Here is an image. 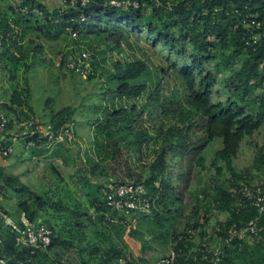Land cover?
I'll use <instances>...</instances> for the list:
<instances>
[{"label": "trees", "instance_id": "trees-1", "mask_svg": "<svg viewBox=\"0 0 264 264\" xmlns=\"http://www.w3.org/2000/svg\"><path fill=\"white\" fill-rule=\"evenodd\" d=\"M108 3L109 0H91L86 9L88 21L84 24L69 22L70 17L81 14L78 8L51 11L38 0H23L20 11L10 7L8 14L0 4V70L8 78L6 83L12 91L8 103L0 101V112L10 117V127L33 117L25 112L33 113L28 77L32 64L28 63V56L35 42L30 39L26 43V39L30 32L41 33L44 28L51 32L54 26H61L77 32L76 49L84 46L92 52L93 74L87 78L104 82L100 88L102 100L107 97L111 103L109 107L98 106L96 110L101 114L88 121L93 130V154H87L83 174L75 175L87 191L88 208L82 210L80 204L70 208L60 200L51 203L47 191L31 190L0 169L5 187L13 188L22 198L17 213L26 212L32 222L44 223L53 230L48 248L27 249L18 246L14 235L2 229L0 264H119L120 259L138 264L132 255L128 256L127 246L120 248L119 243L124 238L133 254L139 255L142 240L138 241L141 239L138 234L143 231L164 240L165 246L184 232L185 229L179 230L180 212L170 206L182 204L195 166L202 172L214 171L213 196L209 203L194 197L197 206L184 228L201 229L203 236L214 212L227 214L224 222L216 224L222 230L220 236L225 237L233 224L243 226L259 217L258 235L249 237L241 249L235 245L225 249L224 262L264 264V214L252 206L243 209L236 206L240 183L256 189L264 188V181L254 186L248 172L238 171L235 165L243 142L264 127V0H140V9L129 13L113 9ZM24 8L38 9L43 16L26 13ZM249 13H257L262 23V30L257 31L260 40L255 45L249 42L251 35L239 17ZM141 26H146L151 36L184 58L186 66L170 64L167 70L153 71L140 59L121 58L126 28ZM186 46L192 50L190 55ZM41 49L33 47V56ZM66 61L64 56L62 67ZM212 62L216 71L223 72L229 94L225 101L213 100L217 80L207 68ZM20 70L25 75L26 88L15 84ZM171 75L176 80L175 90L166 94L164 82L169 84ZM76 113L72 106L52 112L45 125L59 129L72 124ZM164 120L176 123L167 126ZM217 139L221 148L208 163L205 149ZM32 140L25 142L32 155L47 147V140ZM152 143L157 145L155 158L142 164ZM72 144L55 145L52 156L67 164L72 157ZM259 152L255 163L264 168V146ZM178 159L186 170L175 175L173 164ZM225 175L224 182L220 181ZM109 182L143 184L154 199L150 211L154 220L148 222L143 214H131L128 218L106 206L103 189ZM203 194L204 198L210 197L206 191ZM24 195L27 196L23 198ZM57 216L66 219L61 232L53 226ZM137 218L142 224L134 230L130 220ZM84 221H89L90 226H85ZM87 230L93 234L92 241ZM146 249L143 246L142 250Z\"/></svg>", "mask_w": 264, "mask_h": 264}, {"label": "rangeland", "instance_id": "rangeland-1", "mask_svg": "<svg viewBox=\"0 0 264 264\" xmlns=\"http://www.w3.org/2000/svg\"><path fill=\"white\" fill-rule=\"evenodd\" d=\"M0 4L5 13H11L9 10L10 7L20 11V2L18 0H0ZM101 23L103 22L101 21ZM54 27V30L51 32H48L46 28H44L41 33L30 32L26 39V43H28L30 39L34 40L35 44L32 48L38 46L43 49L40 50L37 56H33L32 48L29 49L30 54L28 56V63L30 65L32 64V70L28 77L31 82L33 93L31 102L33 113L27 111L25 113L28 117H38L45 124L47 119L51 117L52 112H58L69 106L76 108L77 113L74 123H72L76 137V140L71 145L73 146L72 157L67 164L63 163V160L55 159L52 156L53 149L56 147L54 144H47V147L43 148L45 152H41L43 149H38L39 151L37 154L32 155L30 149H23L25 142L19 140L13 143L14 152L10 157L4 158L0 156V169L4 170L6 174L18 178L23 185L31 190L37 192H43V190L47 191L51 203L60 200L64 202V205L70 208L80 204L82 210H84L89 207L87 191L83 188L81 183L77 182V176L75 175L83 174L82 171L86 164V156L87 154H93V130L88 121L92 122L96 115L101 114L96 110L98 106L103 105L109 107L111 103L107 97L102 100V91L100 88L104 82L98 80L89 81L87 77L74 75L69 72L65 66L62 67L61 60L64 56H67L68 59L75 53L87 51L92 55V52L87 50L88 48L84 46H80V50H77L75 46L76 37L70 35L68 28L66 30L61 26ZM124 36L125 39L122 44L124 53L120 56L123 59H140L148 64L153 71L157 68H164L167 70L170 64H176L178 67L186 66L184 58L178 55L177 52L170 50L163 43L157 41L154 36H151L146 26H141L140 28L128 27L124 32ZM185 48L190 55L192 53L191 48L189 46ZM178 49L180 51L182 46H179ZM72 51H75V53H72ZM114 55L115 58L118 57L116 52ZM207 68L213 71L217 80L213 96L214 102L225 101L229 94L225 89L223 72L216 71L215 62L210 63ZM4 74L5 73L0 70V101L8 103L12 91L10 85L6 83L8 78H6ZM168 79L169 84L164 82L163 87L166 94L175 90L176 84L173 75H171V77L168 76ZM15 84L20 88H26L25 75H23L22 70H20L18 81ZM260 92L259 90L258 94ZM141 101L142 99L137 103L140 104ZM164 121L167 126L175 125L176 123L175 121ZM145 123L147 124V119H145ZM74 145H77V147ZM263 146L264 127L252 138L246 139L243 142L239 157L235 161L237 170L241 172L247 171L254 186L260 185L264 181V168L258 167L255 163L260 155L259 149ZM220 148L221 142L219 139L207 145L205 156L208 163L211 162L214 154ZM156 149V143H152L147 151L149 156H146L142 164L150 163L155 158L154 152ZM181 161V159H178L173 164L175 175L182 174L184 170H186L184 166L183 169L181 168ZM214 176L213 170L202 172L197 166L194 167L189 175V189L184 194L182 204L179 205L176 203L174 206H170L172 210H178L182 216L180 218L181 226L179 230L184 229L186 222L193 214L194 206H197V202L194 199L195 196H199L200 201L204 200L208 203L211 201V197L213 196L212 188ZM175 178H177V176ZM225 178L226 175L222 177L220 181L224 182ZM4 179V177L0 176V183H3ZM180 186L181 188L183 187L180 183L178 189H180ZM5 190L6 194L12 200L11 203L14 204L15 207H18L19 199H22L20 198V194H17L13 188L7 186ZM204 191L209 194V198H204ZM26 196L27 195H24L23 198ZM174 199H176V197L172 198L173 201ZM202 210L204 209H201V211ZM93 212L94 210L92 209L91 213ZM202 212L201 214H203ZM213 214H215V216H212L210 226L208 227L209 230L210 228H214L218 221L224 222L228 217L227 214H217L219 216H217L215 212ZM146 216L148 222L154 220L151 212ZM139 219L140 218L128 219L127 221L130 220V227L136 230V228L139 229V225L142 224L139 222ZM39 220H42V218ZM83 223L85 226H90L89 221H84ZM65 224V218L61 216L55 217L53 226L56 227L58 231L64 230ZM124 233L125 231L121 234ZM87 235L89 236V241H92L93 234L90 230H87ZM138 236L141 237L138 241L142 240V242L140 241L141 250L139 255L133 254L132 247L124 238L123 243H119L120 248H123V245L127 246L126 252H128V256H133L138 264H155V262L170 252V244L165 246L164 240L150 235L145 231L138 234ZM143 246L147 247V249L142 250Z\"/></svg>", "mask_w": 264, "mask_h": 264}, {"label": "built area", "instance_id": "built-area-1", "mask_svg": "<svg viewBox=\"0 0 264 264\" xmlns=\"http://www.w3.org/2000/svg\"><path fill=\"white\" fill-rule=\"evenodd\" d=\"M91 0H62V9H80L82 12L78 17H70L69 22L74 24H84L88 21L86 9ZM109 6L120 12L129 13L140 9V0H109ZM26 13H33L38 16L43 14L34 9L23 10ZM242 25L251 37L249 42L254 45L260 40L257 31L262 30V23L257 13L239 15ZM71 35L77 36V32L68 29ZM93 58L89 52L75 53L71 55L65 64V68L75 75L88 77L93 74ZM10 117L0 112V156L10 157L13 152L15 141L24 142L32 139L47 140L48 144L58 145L60 143L69 145L76 140L72 124H66L59 129L50 125H45L38 117L16 122L10 127ZM33 140L30 145H33ZM240 196L236 198V206L243 209L252 206L264 214V188L252 189L240 183ZM106 206L124 213L127 217L131 214L150 213L154 199L148 195L147 189L143 184L135 183H116L109 182L103 189ZM4 195V187L0 183V198ZM260 218L251 219L238 226L233 224L225 237L220 236L221 228H207L206 234L202 236L201 229L184 228V232L173 238L170 244V252L158 260L155 264H225V249L237 246L240 249L249 237L257 236L259 232ZM193 224V221H192ZM2 229H7L14 235L16 244L27 249H46L51 245L53 230L44 223L32 222L26 212H21L17 217L0 205V243L3 241ZM183 244V245H181ZM181 245V247H180ZM119 264H131L120 259Z\"/></svg>", "mask_w": 264, "mask_h": 264}, {"label": "crops", "instance_id": "crops-1", "mask_svg": "<svg viewBox=\"0 0 264 264\" xmlns=\"http://www.w3.org/2000/svg\"><path fill=\"white\" fill-rule=\"evenodd\" d=\"M18 1L21 4L23 0H18ZM38 1H40L42 4H45L51 11L62 9V0H38ZM23 149L24 150L26 149L25 144ZM11 202L12 200L6 194V190L4 189V195L0 198V205L4 207L9 212L10 215L17 217L18 216L17 207H15L14 204H12Z\"/></svg>", "mask_w": 264, "mask_h": 264}, {"label": "clouds", "instance_id": "clouds-1", "mask_svg": "<svg viewBox=\"0 0 264 264\" xmlns=\"http://www.w3.org/2000/svg\"><path fill=\"white\" fill-rule=\"evenodd\" d=\"M71 35V34H70ZM65 66V65H64Z\"/></svg>", "mask_w": 264, "mask_h": 264}]
</instances>
